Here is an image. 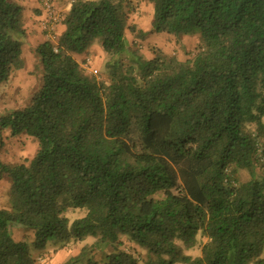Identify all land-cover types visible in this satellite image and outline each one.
I'll list each match as a JSON object with an SVG mask.
<instances>
[{
	"label": "trees",
	"instance_id": "obj_1",
	"mask_svg": "<svg viewBox=\"0 0 264 264\" xmlns=\"http://www.w3.org/2000/svg\"><path fill=\"white\" fill-rule=\"evenodd\" d=\"M146 1L152 32L200 35L190 60L139 51L131 0H71L57 41L35 48L38 91L0 116V264H41L49 242L84 244L62 264H264V0ZM25 36L23 6L0 0V88L24 68ZM97 41L100 76L74 57ZM20 136L34 156L4 161L5 137Z\"/></svg>",
	"mask_w": 264,
	"mask_h": 264
},
{
	"label": "rangeland",
	"instance_id": "obj_2",
	"mask_svg": "<svg viewBox=\"0 0 264 264\" xmlns=\"http://www.w3.org/2000/svg\"><path fill=\"white\" fill-rule=\"evenodd\" d=\"M24 8L25 14V23L28 20V14L31 13V9L34 11L36 7V3L40 5L42 9V1L43 0H15ZM36 1V2H35ZM57 12L61 14L63 17L64 14L68 11V7L70 5V0H66L67 8L65 10L58 9L56 6V1L58 0H50ZM65 1V0H64ZM132 13L130 15V22L136 25L138 28L144 30L147 35L144 40H137L135 42L139 51L145 55V57L150 58L152 49H160L163 52L171 55H175L180 61H188L192 58L194 53L196 52V47L200 43V35L190 34L184 35L180 38H176L174 36H169L164 33H156L152 32V18H153V6L148 3L146 0H131ZM42 11V10H41ZM43 13V12H42ZM42 16V14H41ZM40 26V20H39ZM28 29V28H27ZM26 29V30H27ZM42 31V30H41ZM43 32V31H42ZM129 43H134V39L131 35L127 36ZM22 46V59L24 61V68L22 70L14 73L12 78L6 83L3 84L0 88V116L5 114L8 111H12L15 109L22 108L28 105L31 96L38 91L42 78V67L40 63L39 56L34 52L37 47V40L35 39V35H32L29 31L26 32L25 39L23 40ZM39 41V40H38ZM95 47L102 50L100 42L97 41L88 51H90L91 55H94ZM88 51H83L81 53L76 54L74 57L79 61L81 57L85 56ZM99 52V50H98ZM96 56L98 53L96 52ZM96 56H87L81 62H83V66L87 64L85 61L86 58H89L90 61L88 63V69L97 70V74L92 73L91 71L88 73L90 75H99V72L102 70L104 63V54L103 58H98ZM7 136V134H5ZM5 146L2 150L1 157L4 161L11 162H19L27 159H31L36 151V142L34 139L27 136H20L18 138H9L5 137ZM258 171V175L261 173ZM236 179L238 183L247 182L251 179L250 173L247 170H238L236 172ZM8 183L5 179L0 180V208L1 209H9V201H8ZM84 211H72L69 210L66 213V216L70 220H74L75 218L81 217L84 215ZM13 237L18 241H27L29 244L33 241L31 235L28 233V229L25 227L21 228H12ZM197 238V244L192 249H183L186 255L197 257L200 255V246L201 241L204 239ZM121 248L131 251L134 248L130 243L126 241V239H122ZM56 244L49 242L45 248V251L42 252L41 255H38L39 252H32L34 256L38 255L41 259V264H62L67 259L74 256V253L77 251L80 252L82 246L80 245H71L68 246L63 251L59 250L53 253V250L56 248ZM60 255H59V254ZM58 254V255H56ZM94 254H89L87 257L82 260L78 264H87L88 259L99 261L101 260V253L97 252L94 257ZM261 258L264 260V250Z\"/></svg>",
	"mask_w": 264,
	"mask_h": 264
},
{
	"label": "built area",
	"instance_id": "obj_3",
	"mask_svg": "<svg viewBox=\"0 0 264 264\" xmlns=\"http://www.w3.org/2000/svg\"><path fill=\"white\" fill-rule=\"evenodd\" d=\"M42 19L40 20V27L43 33L45 34V39L56 42L57 41V29L60 23L62 22L63 17L57 10L55 9L53 3L50 0L42 1ZM85 64L83 67L88 71H91L94 74H97V70L88 69V63L90 61L89 58H86ZM262 146L257 144V158L259 160L261 169L264 171V155L262 154Z\"/></svg>",
	"mask_w": 264,
	"mask_h": 264
},
{
	"label": "crops",
	"instance_id": "obj_4",
	"mask_svg": "<svg viewBox=\"0 0 264 264\" xmlns=\"http://www.w3.org/2000/svg\"><path fill=\"white\" fill-rule=\"evenodd\" d=\"M69 2H71V0ZM56 6H57L58 9H62L63 8V10H65V12L67 10V8H64L66 6V0L65 1L64 0H58V1H56ZM35 8H37L39 11L42 10L40 8V5H38L37 3H36V7ZM68 9H69V7H68ZM41 19H42L41 11L38 13V12H34L31 9V13L28 14V20L25 23V29L28 28L26 30V32L29 31L32 35H35V39L38 42L37 46H39L40 44H42L43 42L46 41L45 34L41 31V27L39 26V23H38L39 20H41ZM98 50H99V52H98ZM94 51H95L94 55H91L90 54V51H88V53L85 56H83V57L80 58L79 62L81 60H83L87 56H96V52L98 53V56H96L97 59L100 58V57L103 58L102 57L103 56V51L102 50H100L99 48L95 47ZM75 59L77 60V58H75ZM63 250L64 249H62L61 251H63ZM58 254H56V255H58ZM78 254H79V251H77L76 253H74V256L73 257L77 256Z\"/></svg>",
	"mask_w": 264,
	"mask_h": 264
}]
</instances>
